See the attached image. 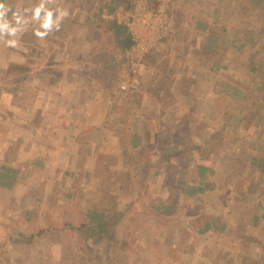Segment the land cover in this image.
I'll use <instances>...</instances> for the list:
<instances>
[{
	"label": "rangeland",
	"instance_id": "374dc122",
	"mask_svg": "<svg viewBox=\"0 0 264 264\" xmlns=\"http://www.w3.org/2000/svg\"><path fill=\"white\" fill-rule=\"evenodd\" d=\"M43 1L48 2L47 16L67 28H61L65 32L54 46L43 47V39L42 44L28 46L38 28L27 23L24 4H35L31 12L39 14ZM87 1L4 0L11 11L0 16V167L34 161L37 155L27 157L21 136L39 133L34 118L41 119L43 110L34 102L55 111L46 90L66 85L73 74L83 77L72 85L95 87L93 95L90 89L79 91L74 104L92 97L99 100L93 105L97 115L111 109L113 117L120 115L123 122L113 125L103 156L93 160L90 171L95 177L89 187L71 173L63 176L61 169L50 181L28 179L25 184L20 176L13 191L0 192V264H73L75 256L79 262L87 255L103 264H264L260 244L264 224H259L264 219L256 222L253 215L263 216L264 180L260 188L247 189L250 178L264 176V0H134L131 10L130 4L128 12H118V20L129 21L137 9L138 22L142 7L154 12L164 9L168 15L163 45L155 42L149 50H140L145 57L139 63L129 57L132 49L126 60H116L115 45L103 30L86 38L82 27L64 22L73 15L83 23L79 14L87 9ZM62 10L68 13L65 18ZM39 28L44 32V27ZM213 34L218 41L208 48ZM13 40L17 47L7 46ZM217 63H222L221 68ZM47 70H57L60 76ZM106 82L115 86L109 94L118 111L101 102L109 99L102 89ZM137 83L139 87L131 92L117 89ZM157 97L168 104L157 107ZM66 102L62 114L70 119L68 113L79 111ZM28 118L34 121L31 127ZM138 134L145 138L133 148ZM93 138L100 142V133ZM80 164L84 168L83 161ZM200 166L206 169L204 176ZM237 168L242 173L237 180L231 174V182L227 174ZM68 181L85 193L80 188L71 191L75 187L66 186ZM199 183L210 186L205 193L194 194L189 186ZM61 204L69 206L77 220L88 204L119 208L125 216L113 234L121 244L97 245L86 231L45 235L36 245L19 242L18 237L31 234L38 225L24 216L27 207L33 206L42 218L47 212L51 219L61 220L66 216L58 207ZM242 217L253 220V226L247 223L243 230L238 220ZM207 221L216 229L198 233Z\"/></svg>",
	"mask_w": 264,
	"mask_h": 264
},
{
	"label": "crops",
	"instance_id": "0c3cea01",
	"mask_svg": "<svg viewBox=\"0 0 264 264\" xmlns=\"http://www.w3.org/2000/svg\"><path fill=\"white\" fill-rule=\"evenodd\" d=\"M24 5L26 10L28 11L27 14L29 15L28 17L29 20L27 21V23L32 27H37L38 29H42L39 27H44V32L50 33L43 39V47L47 48L51 45L54 46L55 43L60 40L59 31L65 32V30H62L61 28H67V26L65 24L58 23V21L60 22L61 20L56 21L54 18L47 16L49 14L48 8L47 10H45V12H43V14H42L43 8H41L42 10L40 11L39 14H35L34 11L31 12V8L33 7L32 8L33 10L35 8V4L30 6L26 4ZM154 13L156 14V17H154L153 19H150V16L145 14L138 20V22L136 21V23L133 25V30L136 36L134 35L133 31L132 30L131 31L135 36V38L137 39V43L132 48V50L139 49L142 51L145 50L147 51L152 47V45L155 42H157V38H156L157 33L162 28L165 22L164 20L168 17V15L164 12V9H161L160 11H155ZM36 17H38L39 19L37 20V23H34L33 21ZM64 22H66L67 25L74 24L67 19ZM52 25L54 26L53 31L51 29ZM27 35L30 36V32ZM24 40L25 39L22 38V41ZM28 42H29L28 46L34 44V47L37 43L42 44L41 39L37 38L35 35ZM15 50L16 49H13V51ZM43 53L46 55L47 51L44 49ZM221 66L222 63H220V68ZM41 70L39 71V73H37L38 78L41 77ZM52 71L53 72L47 70V73L51 72L52 74L57 75V73H55V71L57 70H52ZM75 81L78 80L73 78V76H71L68 79V81H66L67 83L66 85H62V83H59L53 86V87H57L56 89H53L51 87L46 90L47 96L52 97L53 105L57 106L56 108H54L55 111H52L53 108H47L39 104H35L38 102H34L35 107L41 108L43 110L42 114L40 115V117H42L41 119H38L37 117L34 118L35 124H37V131L39 133H33L32 131H30L29 138L27 137L25 138L24 134H21V136L24 144L23 148L26 147L28 148V150L25 151L27 157L30 158V153H34L37 156L34 157V161L32 163L18 166V168H20L22 172L20 173V175L16 180V185L19 183L20 176H24L23 180L25 184L27 183L26 180L28 179L30 180V182H35L38 178L44 181H50V178L51 180H54L53 177L55 175H58L57 172L60 171L61 169L65 170L63 175L65 177H67L69 173L74 172L73 179L75 181H77L78 178H82L86 181V178L89 175H91L90 176L91 183L86 182L85 186L89 187L92 184V180L94 179L95 175L90 170H92L91 166L93 160L95 158L98 159L101 155L103 156V151L105 150L103 148V141H104L103 139L105 137L107 141V137L109 138L113 137L112 131L116 128V125H118L123 121L121 120L122 118L120 119L121 117L120 115H118L119 117L115 119L111 114V109H109L107 113H100L97 115V110L95 111L93 105L96 103V101L99 100H95L92 97L90 101H87L85 97L83 100L81 99V101L84 102H82L79 105L84 106V109L81 114H78L80 115L78 118H76L75 115L68 113L70 119H67V116L62 114L64 113V109L62 105L64 106L66 105L65 104L66 100L68 99V101L66 102L68 107L73 106L75 102V96L79 91L83 89L84 90L90 89L88 91H90L91 95H93V91L95 89L93 85H88V84L83 85L77 83L76 85H72V83H76ZM36 84L37 83H35V85ZM150 86L151 85H149V88ZM138 87L139 84L137 83L135 87L123 88V90L127 92H131L136 90ZM38 88L39 86L37 85L36 90ZM150 89L152 90L153 88ZM55 95H59V97H56ZM60 95H66V97L61 98ZM156 99L158 100V102L156 103L157 107L158 106L161 107V104L164 105L168 104L162 101L160 97H157ZM89 102H90V106L87 105ZM101 102L104 104H109V103L111 104V102L107 97L102 98ZM21 106H23V104H21ZM141 106L142 104H139V107L137 106V108H139L138 110H140ZM144 112L148 113V110ZM26 114L27 113L21 114V116L23 117ZM31 115H33V112L31 113ZM99 120L101 121L99 122ZM109 122L111 124H109ZM33 124L34 121L28 118L27 126L31 127ZM114 124H115V128H113ZM74 127L80 129L81 131L85 129V131L82 132V134L81 131L75 132ZM97 130L101 131L102 137L100 142L97 141V143H94L93 135H95V132H97ZM73 135L74 138H79V139L84 138L86 141L89 142V146L86 145V147L82 148L80 147L81 146L80 145L78 149L75 148L73 149L69 141L67 143L64 142V139L65 141L66 139L67 140L72 139L71 137ZM32 136L34 137V139L32 138ZM106 141L104 144H107ZM94 144L95 145L98 144L99 149H94L95 146ZM81 161H83L84 163V168L83 165L80 164ZM65 163H69L68 166L71 168L69 171L71 172L68 171L66 172L68 166L65 165ZM87 163H89L90 166H87ZM64 166L65 168H63ZM72 167H74V169H72ZM27 169H28L27 175L29 176L25 174ZM101 176L103 178V174ZM96 178L99 179L98 177ZM69 179L70 176L66 180Z\"/></svg>",
	"mask_w": 264,
	"mask_h": 264
},
{
	"label": "trees",
	"instance_id": "16d2710c",
	"mask_svg": "<svg viewBox=\"0 0 264 264\" xmlns=\"http://www.w3.org/2000/svg\"><path fill=\"white\" fill-rule=\"evenodd\" d=\"M134 0H88L87 2H89L87 4V9H85L84 11L82 10L79 14V16L83 17V23H78L77 19H75V16H68L67 20H69L70 22L74 23L72 25H79L80 27H82L83 30V34H86L87 37H90L91 35H96L98 36L99 34H101L102 30L104 31V34H106L107 38L110 40V43H114V50L116 52V60H118V58H121V60H126V56H127V52H129L137 43V40L135 38V36L133 35L131 28L123 21L118 20L117 18V14L120 10H123L125 12H128L127 10H129L130 8V4H131V8L130 10L133 8L134 6ZM84 4V3H83ZM43 10H42V14L43 12H45V10H47V3L46 1H43ZM77 6L74 8V11L76 12L77 10ZM111 16V17H110ZM66 20V19H65ZM252 31H254V28L252 29ZM63 31H59V34L62 33ZM247 34H249L248 31H246ZM216 41H218V36H216L215 34L210 35L209 37V46L208 48H212V44L215 43ZM237 43V41H236ZM244 44V43H242ZM258 44L253 45L252 47H257ZM262 48V47H261ZM256 55L258 54V51H256ZM113 60V59H112ZM144 60V59H143ZM111 62V61H109ZM216 65V64H215ZM217 67H220V65L217 63ZM76 75V79L79 81L80 79H82L83 74L79 73V74H73ZM72 75V76H73ZM87 78V77H86ZM87 81V80H86ZM107 87V88H106ZM103 90V94L104 95H108L109 96V101L111 102L112 108L115 111H118V104L116 102V100L114 99V97L112 96L113 94H109V90L115 88L114 85L106 82L104 85H102V89ZM117 88V87H116ZM119 91H121L122 93H127V91L120 89L119 87L117 88ZM159 107V106H158ZM73 108L78 109L80 112L76 113L73 112L72 114L76 116V118H78L81 114L84 106L79 105L78 103H75L73 105ZM121 119V117H120ZM122 120V119H121ZM109 124H111L109 122ZM110 127V125H109ZM100 133V140H101V131L97 130ZM82 134V133H81ZM140 134H144L140 133ZM138 134L137 136H135L134 139V144L132 145L133 148H136L139 143L141 142V140H144V135H140ZM85 135V134H84ZM72 139H74V135L71 137ZM84 139V138H83ZM80 140L77 141L78 143H74L71 145V147L74 149H78V147H85L86 145L89 146V142L84 140ZM70 140V139H69ZM69 140L64 139V142H68ZM103 144L105 143L106 139L104 137L103 139ZM245 142H247L245 140ZM143 148V145L142 147ZM140 148V149H141ZM187 153V152H186ZM253 163H255L253 161ZM242 164V163H241ZM240 164V165H241ZM264 166V164H263ZM199 170H201V174L202 171L206 170L205 167L200 166ZM203 171V172H204ZM231 172H229L228 175V179H230L232 176L235 180H237L242 171H239V169H231ZM22 172V170L20 168H18L15 164H2L0 167V192H3V189L8 188L9 191H13L14 186L16 185V180L18 178V176L20 175V173ZM232 174V176H231ZM71 175L74 176V172L71 173ZM88 176V175H87ZM91 175H89L86 178V182L90 183L91 182ZM202 176H204L202 174ZM264 180V176L261 177H252L250 178V180L248 181V188L247 189H254V188H260V185H262V181ZM230 181L232 182V178L230 179ZM66 186H70V187H75V188H71V191H77L80 188V193L83 194L85 193L82 187H79V185H75V186H71V181H68L66 183ZM251 185V186H250ZM210 185H197L195 187H191L194 189V194H200V193H205L208 189ZM86 188V187H85ZM55 205V204H54ZM52 206V207H51ZM49 207H51L53 209V203L51 202L49 204ZM59 209L61 210V212L65 213L66 216L61 219V220H53L51 219L50 215L46 214L44 215V217L42 218V214H38L36 212V209H32L34 208L32 206V208L27 207V210L25 212V217L27 220L34 221L33 223L37 222L38 225L37 227L34 228V230L32 231L31 234H24L21 237H18L19 242H29L32 243L34 245H36L40 239H42L45 235H49V234H62V233H67L69 232L71 233H82L84 231L88 232L91 236L92 239L94 241L95 244L97 245H102V244H106L108 242H116L117 245L121 244L120 240L114 236L113 234V230L115 229V227L119 224L120 221H122V219L124 218L125 214L123 211H121L119 208L114 207V208H93V205L91 204L89 206V204L84 207V211H83V215L82 217L77 220L76 217H74V215H72V213L70 214L69 209L70 207L67 205H59L58 206ZM245 211V210H244ZM45 213V212H44ZM254 216H256V222L257 220L263 218L264 219V212L262 213L263 216L259 217L257 216V214H253ZM46 218V222H41L42 219ZM239 220V224H241L243 226V230L245 229V225L247 223H250L253 226V220L251 219H246L245 217H242ZM40 221V223H39ZM40 224V225H39ZM258 224V223H257ZM259 224H264L263 222H260ZM203 229H201L198 233H207L208 231H210L212 228L216 229L211 222L207 221L205 223V225L202 227ZM124 242V241H123ZM261 244V250H264V243H260ZM119 247V246H118ZM104 261L102 260V262H99L97 259L94 260L93 257H91L89 255H87V257L85 259H81L79 262H77V258L76 256L74 257V261L73 264H103Z\"/></svg>",
	"mask_w": 264,
	"mask_h": 264
},
{
	"label": "built area",
	"instance_id": "2783aa9c",
	"mask_svg": "<svg viewBox=\"0 0 264 264\" xmlns=\"http://www.w3.org/2000/svg\"><path fill=\"white\" fill-rule=\"evenodd\" d=\"M135 11H136L135 14H137V12H138L137 9H136ZM135 14L132 15V18H131L129 21H126V20H125V23L131 28V30L133 31L134 35H135V32H134V30H133V25H134V24L136 23V21H137V19H136V15H135ZM140 14H141V16H143V15L146 14V15L150 16V19H153L154 17H156V14H155L154 12L148 10V8H146V7H142V10H141V13H140ZM164 21H165V22H164L162 28L160 29V31L157 33V36H156V38H157V42H158V46H162V45H163V40H164V38H165L166 35H167V30H168L167 18H166ZM151 26H152V23H151ZM135 36H136V35H135ZM157 50H159V49H157ZM130 54H131V55H129V57H130L133 61H135V62H137V63L141 62L143 56L145 57V53H143V54L141 55L139 49H137V50L134 49ZM134 86H135V85H131V87H134ZM123 88H125V86H124Z\"/></svg>",
	"mask_w": 264,
	"mask_h": 264
},
{
	"label": "clouds",
	"instance_id": "9594fccd",
	"mask_svg": "<svg viewBox=\"0 0 264 264\" xmlns=\"http://www.w3.org/2000/svg\"><path fill=\"white\" fill-rule=\"evenodd\" d=\"M5 11H11V8L6 5L4 0H0V16L4 15ZM62 15L65 18L68 15V13L62 10ZM13 16L14 17L16 16V12L13 13ZM12 33L13 34L15 33V29L12 30ZM49 34H50L49 32H41L38 29H36L34 32V35L39 39H44ZM6 44L7 46L14 48L17 47L18 42L13 40V41H7Z\"/></svg>",
	"mask_w": 264,
	"mask_h": 264
}]
</instances>
